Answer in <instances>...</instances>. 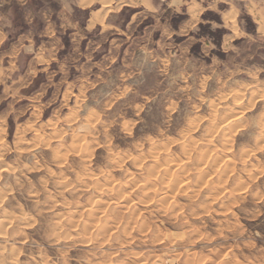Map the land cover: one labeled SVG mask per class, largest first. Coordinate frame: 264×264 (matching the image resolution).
Here are the masks:
<instances>
[{
	"label": "rangeland",
	"instance_id": "obj_1",
	"mask_svg": "<svg viewBox=\"0 0 264 264\" xmlns=\"http://www.w3.org/2000/svg\"><path fill=\"white\" fill-rule=\"evenodd\" d=\"M182 1L0 0V264H264V0Z\"/></svg>",
	"mask_w": 264,
	"mask_h": 264
},
{
	"label": "crops",
	"instance_id": "obj_2",
	"mask_svg": "<svg viewBox=\"0 0 264 264\" xmlns=\"http://www.w3.org/2000/svg\"><path fill=\"white\" fill-rule=\"evenodd\" d=\"M88 1V2H87ZM133 1V0H132ZM138 2L140 0H134V2ZM143 0H141L142 2ZM62 2V10H66L67 8H71V4L76 7V8H79V9H82V10H89V15H91L90 17L92 18V15H96V12L98 14L99 11H102V5L99 4V0H73L72 3L70 2V0H61ZM147 2H149V0H147ZM71 3V4H70ZM189 3V4H188ZM187 3V7H186V11L188 12L189 9L192 7L193 8V4L191 5L190 3L191 2H188ZM70 4V5H69ZM100 6H98V5ZM170 4H173L175 7L179 6V5H182L183 4V1L182 0H170L169 2V5ZM196 6L202 11L203 10V7L198 4L196 2ZM200 11V12H201ZM95 13V14H94ZM91 18H89V20H91ZM88 20V21H89ZM64 21L66 22L67 21V25L69 26H74L73 22L69 19H67V17H64ZM25 48H30L29 45H23Z\"/></svg>",
	"mask_w": 264,
	"mask_h": 264
},
{
	"label": "bare ground",
	"instance_id": "obj_3",
	"mask_svg": "<svg viewBox=\"0 0 264 264\" xmlns=\"http://www.w3.org/2000/svg\"><path fill=\"white\" fill-rule=\"evenodd\" d=\"M143 1H144V0H143ZM143 1H142V2H143ZM87 2H88V1H87ZM144 3H145V2H144ZM144 3H142V4H144ZM145 4H146V3H145ZM144 6H145V5H144ZM99 12H100V11H99ZM99 12H98V13H99ZM94 14H95V13H94ZM96 14H97V12H96ZM100 21H102V20H100ZM236 121H237V120H236ZM229 123H230V122H229ZM207 150H208V149H207ZM1 152H2V151H1ZM226 152H227V151H226ZM204 155H205V154H204ZM240 160H241V159H240ZM2 161H3V154H0V166H1V164H2ZM172 166H173V165H172ZM212 166H213V165H212ZM173 167H174V166H173ZM156 169H157V168H156ZM169 169H170V168H169ZM207 171H208V170H207ZM166 173H167V172H166ZM166 173H165V174H166ZM206 173H207V172H206ZM167 174H168V177H167L168 180H167V182H168V181L170 182L171 180L173 181L174 178L176 179V175H175L174 173H172L171 171H168ZM53 175H54V174H53ZM202 177L204 178L205 175H202ZM202 177H200L201 180H203ZM177 179H178V178H177ZM175 182H176V181H175ZM172 183H173V182H172ZM177 183H178V182H177ZM179 184H180V183H179ZM169 186L172 187V185H169V184H168V187H169ZM164 188H165V187H164ZM173 188H175V187L173 186L171 189L168 188V191H169V192H172ZM183 188H184V187H183ZM165 191H166V190H165ZM166 199H167V198H166ZM113 213H114V212H113ZM109 214H110V213H109ZM88 217H89V216H88ZM88 217H87V219H89ZM129 221H130V220H129ZM189 226H190V225H189ZM187 227H188V226H187ZM142 233H143V232H142Z\"/></svg>",
	"mask_w": 264,
	"mask_h": 264
}]
</instances>
